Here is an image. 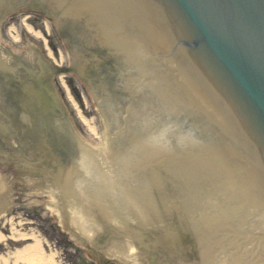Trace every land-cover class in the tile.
Here are the masks:
<instances>
[{"label": "water", "instance_id": "1", "mask_svg": "<svg viewBox=\"0 0 264 264\" xmlns=\"http://www.w3.org/2000/svg\"><path fill=\"white\" fill-rule=\"evenodd\" d=\"M42 7L58 18L50 17L60 33L59 21L84 39L73 45L83 70L90 63L85 52L96 46L124 51L137 73L126 84L132 93H144L151 110L148 132L132 144L134 150L123 156L105 153L98 166H93L99 161L93 153L82 151L87 175H75L79 170L71 164L62 177L57 175L65 199L60 211L72 229L126 261L159 264L156 256L140 253L130 232L122 238L112 233L130 227L144 232L145 227L169 238L170 252L172 237L184 232L179 238L186 241L187 231L196 235L199 230L206 239L195 249L208 252L207 264H264V0H0V22L15 10L42 12ZM30 46L43 56L31 41L11 51ZM35 55L32 49L28 57ZM37 60L39 67L19 58L8 57L5 63L0 54V67L19 93L18 124L26 132L44 109L49 135L44 142L53 151L50 113L55 108L47 95L60 105L51 76L70 69L54 68L40 56ZM100 118L105 140H111ZM71 120L78 135L99 146ZM5 147H0V190L16 170L1 154L14 155ZM72 179L79 191L73 190ZM108 231L106 242L97 243L96 237Z\"/></svg>", "mask_w": 264, "mask_h": 264}, {"label": "flooded vegetation", "instance_id": "2", "mask_svg": "<svg viewBox=\"0 0 264 264\" xmlns=\"http://www.w3.org/2000/svg\"><path fill=\"white\" fill-rule=\"evenodd\" d=\"M41 14L42 12L37 13V15ZM51 18L53 19V17ZM72 32L68 26L64 25L61 28V34L64 36L70 56V61L67 64H61V66L70 69L67 72L70 77H67L60 85H67L75 96L81 97V92L74 83L76 79L80 83L81 88H85L92 93L99 107V114L102 116L106 128L110 131L112 139L99 141V143L102 142L99 146H92L89 142L75 139V136L77 137L75 133L76 129L71 124L72 121L68 120V109L60 92L58 82L55 80V76L58 74L55 71L52 73L51 80L59 95L60 105L56 106L55 103L52 104V97L47 95L51 106L55 108V113L49 114L53 122L52 129L54 130L53 137L55 139L54 144H50L53 148V151H51L50 148L48 149L45 146L46 143L44 142L45 137L49 136L46 130L48 121L45 116V110L41 109L37 112L39 117L37 116L33 123H29L25 129L26 132H24L23 127L18 124L19 105L17 98L19 93L14 88L16 86L11 84L13 83L12 81L5 80L3 68L0 67V97L3 100L5 99L7 109H5L3 104L0 106L2 111H8V114L12 116L11 134L13 144L9 149L12 150L14 155L8 154L7 151H3L1 154L7 159H11L9 165L12 167L15 165L16 172L19 176L23 174L28 175L33 180L30 186L23 188V190L27 189V191H31V196L36 194L35 188L37 186L43 190L39 192L45 193L44 195L48 196L53 193L58 197L62 196L63 191L57 184V175L60 174L61 176L64 173L63 169L68 164L75 166L79 170V173H75L77 176L87 175L89 173L88 171H83L84 165L81 162L82 151L93 153L97 160H99L93 163V166L95 164L98 166V164H103L105 153L114 152L123 156L129 150H134L130 147L133 143L140 140V137L146 136L145 134L148 132L147 129L150 125L151 110H148L146 104L147 97L144 96V93L137 92L136 89H133L134 93H132V90L126 84V78L133 75V73L135 75L137 73L136 71H132L131 64L129 65L125 60L124 51H109L106 48L96 46V48L91 49H94L92 52H85V56L90 59V66L88 65L83 70L82 66L78 63V53L73 50V45L76 44L75 46L79 47V45L83 44L84 39H81L78 35H74ZM24 52L29 55L30 49L27 48ZM1 53L3 58L7 57V49L2 46ZM12 56L13 58L23 59L26 63H33L39 67L28 56L25 59L20 53L13 54ZM37 57L39 56H36V59H34L36 62L38 61ZM37 69L40 70V68ZM18 72L23 75L25 74L22 70ZM44 89L46 90V87ZM46 93L43 94L44 97ZM136 94L138 98L135 97ZM43 100H46V98ZM8 105H10V108ZM63 111L66 112V115L63 114ZM49 112L51 111L49 110ZM41 121L43 124H41ZM1 127L3 134L8 137V131L2 125ZM83 145L86 146L84 147ZM108 168H112V164L108 165ZM77 185L78 182H75L76 187ZM77 190H79V187H77ZM16 199H20V191H18ZM20 207L26 209L25 206ZM27 211L30 212L32 210L28 209ZM191 239H188V249L186 251L182 250L173 254L164 250L159 251L158 248L154 249V247L150 249V244H145L143 241L139 242V245L146 249L145 256H148L149 253L154 256L155 253H159L156 256L159 264H207L209 260L207 252L196 251V245ZM104 242L105 237L99 238V244H103ZM94 253H96V259L104 260L100 251L96 250Z\"/></svg>", "mask_w": 264, "mask_h": 264}, {"label": "rangeland", "instance_id": "3", "mask_svg": "<svg viewBox=\"0 0 264 264\" xmlns=\"http://www.w3.org/2000/svg\"><path fill=\"white\" fill-rule=\"evenodd\" d=\"M39 12L23 8L9 13L0 23L1 42L17 50L31 41L51 64H67L70 58L61 33L50 17L44 13L37 15ZM67 77H70L67 73H58L55 80L71 117L83 135L98 145L102 144L99 141L105 140L103 125L89 91L81 88L75 79L81 97L75 96L67 85H60ZM31 182L33 180L28 175L19 176L16 170H12L0 190V196H4L6 203L4 211L0 213L1 264H32L33 260L27 262L20 255L25 254L23 250L27 246L30 251L28 255L32 251L40 254L39 264H146L114 258L86 243L67 223L57 205L52 204L54 201L56 203L53 193L44 195L39 192L43 190L38 186L34 196L30 195L31 191L23 190ZM18 191L19 200L16 199ZM96 250L101 252L104 260L95 258Z\"/></svg>", "mask_w": 264, "mask_h": 264}, {"label": "bare ground", "instance_id": "4", "mask_svg": "<svg viewBox=\"0 0 264 264\" xmlns=\"http://www.w3.org/2000/svg\"><path fill=\"white\" fill-rule=\"evenodd\" d=\"M59 210H60V208H59ZM81 238L83 239V240H85V242H88L85 238H83L82 236H81ZM31 247V246H30ZM28 250H29V247L27 246V247H25L24 248V252L23 253H25V254H20L21 256H23V257H25L26 258V260L25 261H27V262H29L30 260H33L31 263L32 264H39V262H40V254H38V255H36L35 253H33V251L31 252V254H29L28 255V253L30 252H28ZM38 259V260H37ZM6 261V260H5ZM0 264H1V262H0Z\"/></svg>", "mask_w": 264, "mask_h": 264}]
</instances>
